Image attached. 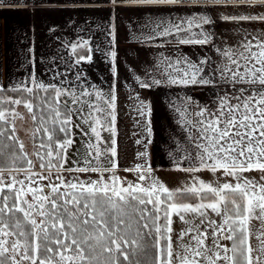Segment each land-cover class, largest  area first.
I'll list each match as a JSON object with an SVG mask.
<instances>
[{
  "label": "snow or ice",
  "instance_id": "1",
  "mask_svg": "<svg viewBox=\"0 0 264 264\" xmlns=\"http://www.w3.org/2000/svg\"><path fill=\"white\" fill-rule=\"evenodd\" d=\"M108 2L117 9L177 6L193 2L211 3L222 11L254 4L264 5V0ZM4 6L17 5L8 3ZM253 18L234 15L222 17L225 21ZM255 18L264 20V15ZM213 22L208 16H192L175 22L159 21L156 27L161 30L154 31V35L166 37L190 31L193 25L203 28ZM109 36V43L114 47V25L109 30ZM151 38L153 36L144 39ZM209 41L210 36L202 32L199 38L186 39L177 35L173 42L178 45H205ZM78 46L83 48V55L77 54ZM255 48L257 50L253 51V44L249 41L235 51L219 50L231 66L225 63L210 72L206 68L209 63L206 58L194 62L180 56L162 59L164 70L160 72L161 78L153 77L149 82L136 77L144 88L161 84L185 87L211 85L217 73L233 86H255L253 91L241 87L238 89L240 96L221 97L216 111L201 107L190 97L185 98L186 107L177 109L186 120L197 117L192 126L197 129L198 135L192 138L197 150L195 154L188 153L178 158L176 163L179 165L181 159H186L189 166L181 169L183 171H220L234 178L235 182L215 186L200 181L198 185L170 190L153 176L146 151L138 153L142 163L133 169H123L125 172H136L139 182L126 183L117 174V97L114 91L110 89L107 99L100 91L95 92V99L106 105L105 108L101 103L90 100L82 102L71 87L65 89L55 84L45 85L33 74L30 79L32 87L24 86L22 89L28 93L29 99L5 98L4 102L9 107L0 108V137L15 142L3 145V148L11 150V162L0 164V264H140L132 256L148 245L153 249L151 264H264V40ZM71 49L78 56L76 64L92 62L89 53L93 50L87 40L80 45L72 44ZM106 55L111 57L110 70L116 76L117 52L110 47ZM81 75L80 72L76 73L77 80ZM6 91L8 89L0 85V92ZM41 91L48 94L38 96ZM65 95H71L73 104H80L81 107L73 109L67 100L62 102L61 98ZM81 96L91 97L92 93L81 88ZM231 99H235L236 103H231ZM140 103L147 108L143 101ZM12 106L24 107L33 121L39 122L36 131L45 134L47 143L42 137L39 145L44 149V154L35 153L40 160V172L33 171L35 164L28 158L24 143L15 135V121L24 117ZM85 107L89 109L86 116L91 117V123L95 125L90 127L96 143L89 145L92 152L88 154L90 158L83 161L84 166L66 168L67 149L73 144L68 127L72 124L71 114L75 111L85 117ZM193 107L196 110L189 113L188 109ZM148 112L150 114V109ZM94 113L107 118V130L111 134L107 141H102L98 131L104 127L101 115ZM85 122H88L87 119ZM58 132L63 133L64 138H59ZM148 134L151 135L150 128ZM101 143L107 147L101 149ZM144 148L147 149L146 143ZM2 156L4 152L0 151ZM20 163L26 164V167H20ZM65 171L95 173L97 178L87 181L75 177L68 179L62 175ZM252 171L261 173L259 180L246 176ZM6 174L11 177L10 180L5 179ZM21 174L25 179H18ZM44 180L48 183H39ZM182 193L197 198V202H183L180 199ZM209 210L220 218L219 222L208 216ZM174 215L188 225L180 234L181 238L192 234V243L183 245V253L173 251L171 234ZM189 216L192 219H188ZM253 221L259 223L258 228H253ZM209 230L211 245L208 244ZM253 239L258 242L255 247ZM133 246L136 253L130 251Z\"/></svg>",
  "mask_w": 264,
  "mask_h": 264
},
{
  "label": "crops",
  "instance_id": "2",
  "mask_svg": "<svg viewBox=\"0 0 264 264\" xmlns=\"http://www.w3.org/2000/svg\"><path fill=\"white\" fill-rule=\"evenodd\" d=\"M8 3L17 6L5 7ZM225 15L254 18L225 21L222 19ZM262 15L264 5L260 4L222 11L211 3L195 2L177 6L117 9L108 0H0V85L7 89L32 87L30 79L34 74L45 85L55 84L65 89L71 87L82 102L90 100L92 103H101L105 108L106 105L95 99V92L100 91L107 99L110 89L114 91L117 97V174L125 182H139L136 172H125L123 169H133L142 163L138 153L144 151L147 152L153 176L157 179L178 176L185 188L198 185L200 181L213 186L235 182L234 178L220 171H183L181 169L189 166L186 159H181L177 165L178 158L188 153L195 154L197 150L192 138L198 135L197 129L192 126L197 117L186 120L177 109L186 107L185 98L190 97L201 107L216 111L221 97L240 96L238 89L245 87L253 91L255 86H233L217 73L211 85L185 87L161 84L144 88L136 77L149 82L153 77L161 78L160 72L164 70L162 59L180 56L194 62L206 58L209 72L225 63L231 66L219 50L235 51L250 41L252 50L256 51L255 45L264 40V20L255 17ZM192 16H208L214 22L203 28L193 25L190 31L166 37L154 35V31L161 30L156 27L157 22L187 20ZM113 25L116 36L114 47L109 43V30ZM202 32L210 36L208 44L178 45L173 42L177 35L186 39L199 38ZM149 36L153 38L144 39ZM85 40L93 50L89 53L92 62L81 61L76 64L77 54L83 55L84 50L78 46L77 54H74L71 45H80ZM110 47L117 52L116 76L110 70L111 57L106 55ZM77 72L82 73L79 80ZM81 88L91 92L92 96H81ZM61 100H67L73 109L81 107L80 104H73L71 95H65ZM141 101L147 108H143ZM230 102L236 103L235 99ZM195 110L194 107L188 109L189 113ZM84 111L85 117L75 111L71 114L72 124L68 127L73 144L67 149L66 168L84 166L83 161L90 158L88 154L92 152L89 145L96 143L95 135L91 132V127L95 125L91 123L92 118L86 116L89 109L85 107ZM94 115H101L104 127L98 131L102 141H107L111 135L107 130V118L102 114ZM148 128L151 129V135L148 134ZM138 140L142 143L137 144ZM145 143L147 149L144 148ZM100 147L105 149L107 145L101 143ZM246 176L259 180L261 173L252 171Z\"/></svg>",
  "mask_w": 264,
  "mask_h": 264
},
{
  "label": "rangeland",
  "instance_id": "3",
  "mask_svg": "<svg viewBox=\"0 0 264 264\" xmlns=\"http://www.w3.org/2000/svg\"><path fill=\"white\" fill-rule=\"evenodd\" d=\"M45 95V93H43ZM42 94H40L41 96ZM39 96V95H38ZM43 96V95H42ZM16 111L22 113L23 119L17 118L15 121V127H16V132L15 135L17 136L18 140L23 142L25 145V151L29 155V159L34 161L35 167L38 168L36 170H33L35 172H40L41 169L39 167L40 160L37 155H35L36 152H39L41 155L44 154V149L40 148L39 145L41 143V138L45 137V134L41 132H37L36 129L40 126L38 121H33L31 115L27 112V110L22 107V106H13ZM57 136L59 138H64L63 133H57ZM45 143L46 137H45ZM67 165V164H66ZM46 174V173H45ZM63 176L67 177L68 179L72 178H78L81 181H87L89 179L95 180L97 178V174L95 173H76V174H68V173H62ZM6 180H10L11 177L8 176L7 174L5 175ZM18 179H25L24 175L21 174L18 176ZM53 180H55V176H53ZM158 180L163 183L166 187H168L170 190H176V189H183L185 187H182V185L179 181V177H173L172 179H169L167 177H161L158 178ZM129 181H126V183ZM134 182V181H132ZM39 183L41 184H47L48 181H40ZM144 183H148V181H145ZM30 199V197H29ZM192 203L197 202V199H192ZM187 202V201H183ZM151 207V206H150ZM208 216L211 219L217 220L219 222L220 218L217 217L214 213H212L210 210L208 211ZM173 224H172V242H173V251L174 253H183V245L185 244H190L192 243L191 240V233L184 235L183 238H181L180 234L184 232L185 228L188 227L187 224H185L183 221L179 219L177 216H173ZM188 219H192L191 216L188 217ZM198 224L199 221H196ZM253 228H258L259 223L257 221L252 222ZM206 227V226H205ZM201 230H204L203 228ZM211 231L209 230V239H208V244L211 245ZM225 244H230V241H222ZM253 246H257L258 242L253 239L252 240Z\"/></svg>",
  "mask_w": 264,
  "mask_h": 264
},
{
  "label": "trees",
  "instance_id": "4",
  "mask_svg": "<svg viewBox=\"0 0 264 264\" xmlns=\"http://www.w3.org/2000/svg\"><path fill=\"white\" fill-rule=\"evenodd\" d=\"M43 91L39 92L37 95L40 96V94L44 95ZM48 93H45L47 95ZM41 95V96H42ZM5 98H11V99H29L28 93L26 91H23L22 89H8L6 92H0V108L7 109L9 107L8 104L4 102ZM13 107V106H12ZM14 141H9L6 139V137H0V151L4 152V156L0 157V164H9L10 157H9V152L11 151L10 149H5L3 148V145L6 144H14ZM29 158V155H28ZM34 162V161H33ZM20 167H26V164L20 163ZM38 168H34L33 170H36ZM180 199L182 201H187V202H192V199H197L192 197L190 194L182 193ZM150 207V206H149ZM161 224H163V220H161ZM131 252L136 253V249L133 246L130 249ZM152 256H153V249L151 248L150 245H148L143 251L134 254L132 256V259L140 261V264H151L152 261Z\"/></svg>",
  "mask_w": 264,
  "mask_h": 264
}]
</instances>
